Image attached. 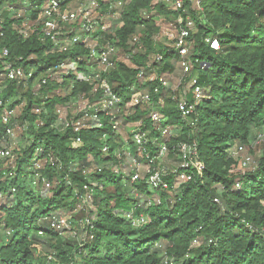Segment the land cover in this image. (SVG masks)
<instances>
[{"label": "trees", "instance_id": "16d2710c", "mask_svg": "<svg viewBox=\"0 0 264 264\" xmlns=\"http://www.w3.org/2000/svg\"><path fill=\"white\" fill-rule=\"evenodd\" d=\"M4 1L8 0H0V51L7 49L9 55L0 60V150L9 139L6 128L14 124V116L3 124L2 113L19 106L27 145L13 155L12 167H4L0 160V195L5 198L0 205V264H169L164 257L171 264H264V0H201L203 11L192 15L196 33L188 60L208 98L198 105L192 126L180 119L169 101L161 113L182 128L170 147L180 142L196 145L204 173L175 188L174 179L165 177L153 192L146 177L130 183L105 168L117 163L101 152L103 133L112 135L107 126L82 130L79 148L71 147L75 134L55 127L56 110L88 93L91 85L73 73L36 86L47 69L61 61L73 62L82 55L79 70H84L87 52L78 45L67 53H51V43L37 34L23 38L17 30L22 19L9 8L22 9L35 19L39 10L33 8L43 0H13L15 4L7 8L2 7ZM26 2L28 9L23 8ZM152 2L130 0L122 12L123 27L115 32L113 45L130 52L131 60L117 61L115 69L103 76L124 101L129 100L128 88L136 84L138 70L151 65L155 54L162 56L160 64L152 65L160 75L172 73L178 63L170 48L154 41L159 28L156 15H151L154 11L171 17L174 12ZM135 33L140 43L131 47L128 42ZM207 38L218 41V51L209 48ZM139 46L141 50L133 52ZM201 63L206 65L203 69ZM8 64L36 71L31 80L8 81ZM145 126L150 128V123ZM257 135L262 137L257 170L243 176L233 172L237 162L229 150ZM88 157L92 163L100 160L104 168L85 175L82 167L89 164ZM123 184L131 188L124 189ZM86 193L93 197V219L88 218L85 241L71 247L62 235L45 230L47 219L76 211ZM41 229L42 237L53 241L49 245L53 253L43 258L36 246ZM199 240L204 242L194 247Z\"/></svg>", "mask_w": 264, "mask_h": 264}, {"label": "built area", "instance_id": "2783aa9c", "mask_svg": "<svg viewBox=\"0 0 264 264\" xmlns=\"http://www.w3.org/2000/svg\"><path fill=\"white\" fill-rule=\"evenodd\" d=\"M129 2L130 0H81L72 7L70 5L73 3H66L65 0H43L39 8H33L39 10L35 19L24 15L22 9L9 10L16 13V18L22 19L17 30L23 38H28L29 33L37 34L41 41L47 40L51 43V53H67L78 45H82L87 52V66L84 70H79L82 55L73 62L61 61L47 69L46 77L36 86L39 88L49 80L56 77L62 79L73 73L91 85L88 93L80 94L76 101L68 102L64 108L56 110L55 127L60 131L70 130L76 135L71 139V147L79 148L83 145L81 137L78 136L82 130L103 129L107 126L112 135L103 133L100 138L101 152L104 156L112 155L116 159L117 163L112 168L115 175L129 178L130 183H136L146 177L145 182L151 192L162 186L165 177H172L175 188L178 184L190 182L196 176L202 177L204 173V164L198 160L196 145L180 142L170 147L171 141L180 136L182 128L180 125L169 123L170 118L161 113L169 101L180 119L192 126L196 122L198 105L208 98V91L198 86L197 77L192 74L193 64L188 60L193 35L196 33L192 15L200 14L203 8L201 0H153L152 6L161 4L174 12L171 17L156 14L154 11L151 15H156L155 25L159 28L154 41L164 43L176 54L180 79L176 85H172L169 74H158L157 67L152 65L160 64L162 56L155 54L151 65L138 70L135 84L137 86L128 88L129 100L124 101L121 95L114 93L113 84L103 75L113 71L117 61L129 64L131 60L130 52L113 45L115 32L123 27L122 12ZM29 7L30 3H24L23 8ZM128 43L131 47L137 46L140 43L139 34H133ZM205 43L211 50H219L216 39L207 38ZM140 50L141 46L133 52ZM8 55L7 49L1 50L0 60ZM205 66L204 63L200 64L202 69ZM33 75L34 72L30 68L24 69L10 64L6 67L8 81H28ZM146 83L152 84V88H146ZM184 88L186 89L183 90ZM73 106L76 107V112L68 114V108ZM34 112L38 114L40 110L36 109ZM13 116L14 111L5 109L2 113L3 124L7 125ZM133 116L137 117L134 120L129 119ZM104 122L107 125H104ZM146 122L150 123L148 129ZM13 127L6 128L7 136H13ZM119 138H122L123 142L117 141ZM261 138L258 137V142ZM244 152L245 147L239 144L229 150L230 157L237 162L233 172L241 176L250 165V159L242 157ZM169 157L174 161V168L166 170L161 167V162ZM5 159L14 160V156L10 150L1 149L0 160ZM239 188L240 182L237 181L235 189ZM90 199V193L80 197L83 204ZM214 202L218 203V200L214 199ZM70 222L71 219L67 216H52L47 219L45 230L61 235L69 228ZM88 224L89 219L85 218L82 224L84 232ZM45 230H39L38 236L42 237Z\"/></svg>", "mask_w": 264, "mask_h": 264}, {"label": "rangeland", "instance_id": "374dc122", "mask_svg": "<svg viewBox=\"0 0 264 264\" xmlns=\"http://www.w3.org/2000/svg\"><path fill=\"white\" fill-rule=\"evenodd\" d=\"M13 0H8V1H4L2 4L3 8H7L9 6H12L13 4H15L14 2H12ZM81 0H74L70 6L74 7L75 5H77L78 3H80ZM193 48V45H191V50ZM31 70L34 72L36 71V68H31ZM169 74V79H170V83L172 85H176L179 82L180 79V69L178 67V65L175 66V69L173 70L172 73H167ZM1 84V83H0ZM37 89V87H36ZM186 88H184L183 90H185ZM181 90V92L183 91ZM76 107H70L68 108L67 112L68 114H74L76 112ZM22 113V106L17 107L14 110V124H13V136L9 137V139L7 141H5V143L2 144L1 148L6 149V150H10L12 152V154L16 157L18 150L24 148L27 143L24 139H22V134L25 131L26 126L25 125H21L19 122V117L21 116ZM258 136V135H257ZM256 139H252L250 140V142H248L247 144L244 145L245 147V152L243 154L242 157L246 156L250 159V165L248 166V168L245 170L246 172H251L254 170H257V166L259 163V160L261 158V154H262V145L261 143H259ZM259 137V136H258ZM5 140V139H4ZM119 142H123L122 138H119V140H117ZM241 159V158H240ZM14 161L15 160H11V159H5L2 161L4 167L9 168L12 167L14 165ZM88 161L89 164L85 167H82V171L84 172L85 175H90L93 174L96 170H98L99 168H104L103 164L99 165L96 162L92 163L91 157H88ZM42 162H38L37 166H41ZM161 167L162 168H166V170L168 169H172L174 168V161L172 160V158H168V160L161 162ZM105 168L107 169H111L113 168V165L108 164L105 165ZM165 170V169H164ZM125 185L124 189L127 188H131L130 184H123ZM115 184H113L111 187L114 188ZM133 188V187H132ZM91 194V193H90ZM49 195V193H48ZM137 197H139L137 195ZM92 195H91V199L86 202L85 204L83 203H79L77 206L76 211L74 212H64V214L69 217L71 219L70 222V226L68 229H66L61 235L63 237V240L66 244H68L71 247H76L80 244H82V242L85 240V232L83 231V220L84 218H92L93 216H91L92 212L94 211L93 207V202H92ZM5 198H3L0 195V205L2 203H4ZM219 202V201H218ZM0 234L2 235V233L0 232ZM11 235L10 230L6 231V236L9 237ZM37 250L39 252V254L43 257H45L46 255L49 256L51 255L53 252L51 250V248L49 247V245L51 243H53V241H48L47 239L45 240L44 237L41 238H37ZM204 242V240H199L197 243H194L193 246H199ZM164 256V255H163ZM164 262H169V264L172 263V260H169L167 258L164 257Z\"/></svg>", "mask_w": 264, "mask_h": 264}]
</instances>
